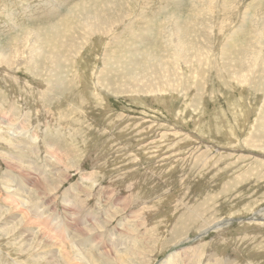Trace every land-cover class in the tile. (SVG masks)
Here are the masks:
<instances>
[{"label":"rangeland","instance_id":"rangeland-1","mask_svg":"<svg viewBox=\"0 0 264 264\" xmlns=\"http://www.w3.org/2000/svg\"><path fill=\"white\" fill-rule=\"evenodd\" d=\"M0 264H264V0H0Z\"/></svg>","mask_w":264,"mask_h":264},{"label":"bare ground","instance_id":"bare-ground-1","mask_svg":"<svg viewBox=\"0 0 264 264\" xmlns=\"http://www.w3.org/2000/svg\"><path fill=\"white\" fill-rule=\"evenodd\" d=\"M200 1H202V0H200ZM108 5H110V4H108V3H105V4H102V5H100V9L102 10H104L105 12V14H106V16H109V13H108V10L109 9H111ZM116 5H118L117 3H116ZM115 5V6H116ZM99 9H93V12L92 11H86V12H84V16H89L87 19H88V21H86V24H87V26H88V24H90V26H91V28H93L94 30H96V33H97V30H99V28H101L102 27V25H100V22H102V21H104V22H106V18L107 17H100V18H97V17H95V18H97V19H95L94 17H91V16H99L100 14H98V15H95V14H97L99 11H101V10H99ZM96 11H98V12H96ZM110 11V10H109ZM94 12H95V14H94ZM111 12H112V10H111ZM114 12H117V11H115L114 10ZM103 13V14H104ZM91 15V16H90ZM114 15V14H113ZM115 16V15H114ZM116 16H118V15H116ZM119 17V16H118ZM113 18V17H112ZM68 21V20H67ZM94 22V23H93ZM64 26V25H63ZM173 29V28H172ZM172 29H170V31H169V35H171V36H175V34H176V32L173 30L172 31ZM93 32H95V31H93ZM88 34V33H87ZM95 34V33H94ZM156 81V80H155ZM20 203V202H19ZM22 203V202H21ZM25 205V204H24ZM23 206V205H22ZM24 207V206H23ZM30 212V211H29ZM29 212H28V214H29ZM36 212V211H35ZM25 213H27V212H25ZM32 213V212H31ZM38 213V212H37ZM30 214V216L32 217V218H35V220L37 219V218H40V217H43V216H40V215H38V214ZM41 214V213H40ZM52 216V215H51ZM43 220V219H42ZM41 220V221H42ZM20 223H21V221H20ZM45 223V222H44ZM69 223V222H68ZM20 226V225H19ZM37 233H39V232H37ZM53 236V235H52ZM68 244V243H67ZM59 254V253H58ZM61 254V253H60ZM68 256H69V254H68ZM70 259V258H69Z\"/></svg>","mask_w":264,"mask_h":264}]
</instances>
